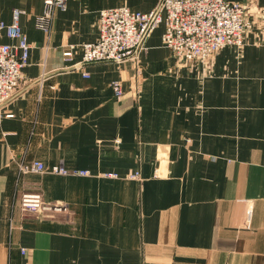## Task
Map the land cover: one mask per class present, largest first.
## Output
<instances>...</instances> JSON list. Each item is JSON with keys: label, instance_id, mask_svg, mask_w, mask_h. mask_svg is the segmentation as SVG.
I'll return each instance as SVG.
<instances>
[{"label": "crops", "instance_id": "obj_1", "mask_svg": "<svg viewBox=\"0 0 264 264\" xmlns=\"http://www.w3.org/2000/svg\"><path fill=\"white\" fill-rule=\"evenodd\" d=\"M233 1L256 27L205 66L175 59L160 24L136 64L75 68L99 10L158 0H66L48 31L43 0H0L5 23L24 10L30 45L0 117V264H264V0ZM33 161L43 170L19 169ZM26 192L51 208L22 209Z\"/></svg>", "mask_w": 264, "mask_h": 264}, {"label": "built area", "instance_id": "obj_2", "mask_svg": "<svg viewBox=\"0 0 264 264\" xmlns=\"http://www.w3.org/2000/svg\"><path fill=\"white\" fill-rule=\"evenodd\" d=\"M65 7L66 0H43L42 13L37 17L38 27L48 31L53 12ZM22 13L23 9L14 8L10 23H5L0 15V32L13 40L12 43L0 42V117L3 107L18 93L25 80L23 69L28 63L30 45L18 23ZM160 24L163 25L161 43L176 59L193 60L205 66L220 49L240 47L244 35L252 31L257 22L244 4L233 0H158L148 11L127 6L104 8L98 13L97 39L81 44V60L74 67L99 61L131 60L136 64L148 34ZM62 55L70 60L71 47ZM111 86L115 97L120 98L123 94L120 81H113ZM43 168L39 161L19 167L22 172H40ZM49 170L62 175L90 174L86 169L71 170L62 165H53ZM103 175L116 177L113 172ZM19 203L22 209L31 211L51 208L37 192L22 193Z\"/></svg>", "mask_w": 264, "mask_h": 264}, {"label": "rangeland", "instance_id": "obj_3", "mask_svg": "<svg viewBox=\"0 0 264 264\" xmlns=\"http://www.w3.org/2000/svg\"><path fill=\"white\" fill-rule=\"evenodd\" d=\"M243 42H244V37H243ZM243 42H242V43H243ZM171 54H172V52H171ZM172 55H173V54H172ZM173 57H174V55H173ZM174 58H175V57H174ZM175 59H176V58H175ZM177 60H178V59H177ZM179 61H181V60H179ZM182 61H188V62H191V63H193V62L197 63L196 61L188 60V59H187V60H183V59H182ZM198 64H199V63H198ZM200 65H201V64H200ZM202 67H203V66H202ZM76 170H80V169H76Z\"/></svg>", "mask_w": 264, "mask_h": 264}]
</instances>
